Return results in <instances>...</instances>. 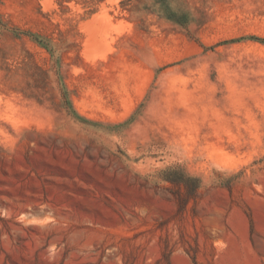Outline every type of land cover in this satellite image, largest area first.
I'll return each instance as SVG.
<instances>
[{"label":"rangeland","instance_id":"obj_1","mask_svg":"<svg viewBox=\"0 0 264 264\" xmlns=\"http://www.w3.org/2000/svg\"><path fill=\"white\" fill-rule=\"evenodd\" d=\"M0 264H264V0H0Z\"/></svg>","mask_w":264,"mask_h":264},{"label":"trees","instance_id":"obj_2","mask_svg":"<svg viewBox=\"0 0 264 264\" xmlns=\"http://www.w3.org/2000/svg\"><path fill=\"white\" fill-rule=\"evenodd\" d=\"M188 179L192 180V178H190V177Z\"/></svg>","mask_w":264,"mask_h":264}]
</instances>
